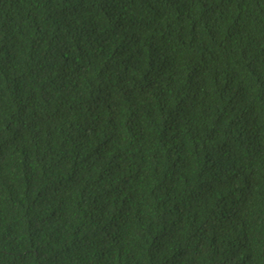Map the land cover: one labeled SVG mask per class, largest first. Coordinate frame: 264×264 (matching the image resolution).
<instances>
[{"label": "trees", "instance_id": "1", "mask_svg": "<svg viewBox=\"0 0 264 264\" xmlns=\"http://www.w3.org/2000/svg\"><path fill=\"white\" fill-rule=\"evenodd\" d=\"M0 264H264V0H0Z\"/></svg>", "mask_w": 264, "mask_h": 264}]
</instances>
